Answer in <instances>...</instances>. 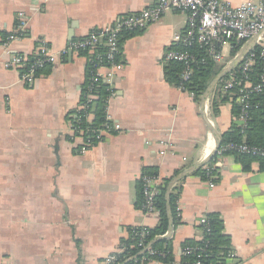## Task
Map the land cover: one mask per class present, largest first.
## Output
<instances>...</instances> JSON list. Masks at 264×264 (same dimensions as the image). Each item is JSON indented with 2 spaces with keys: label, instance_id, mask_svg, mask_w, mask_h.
Masks as SVG:
<instances>
[{
  "label": "crops",
  "instance_id": "1",
  "mask_svg": "<svg viewBox=\"0 0 264 264\" xmlns=\"http://www.w3.org/2000/svg\"><path fill=\"white\" fill-rule=\"evenodd\" d=\"M156 1L0 0V264H103L121 252L131 229L158 225L156 215L137 205L144 170L172 182L215 150L205 117L221 140L235 126L231 99L211 115L218 84L201 109L189 93L166 82L164 56L187 25L185 13L166 12L120 45L123 69L106 108L118 129L78 153L82 139L74 122L88 57L70 51V43ZM244 1L223 0L232 7ZM19 13L26 28L7 44L8 55L6 40L17 34ZM41 40L57 60L27 84L5 63L12 54L35 56ZM245 46L234 56L232 47H224L227 68ZM171 182L167 193L175 188L180 205L169 237L172 264H181L185 242L200 239L199 220L209 214L222 222L232 264H264V171L257 162L244 172L226 156L213 187L193 174Z\"/></svg>",
  "mask_w": 264,
  "mask_h": 264
},
{
  "label": "built area",
  "instance_id": "2",
  "mask_svg": "<svg viewBox=\"0 0 264 264\" xmlns=\"http://www.w3.org/2000/svg\"><path fill=\"white\" fill-rule=\"evenodd\" d=\"M166 12H180L187 15L185 30L173 36L170 46V49L177 47L182 50L169 49L163 59L164 63L176 62L183 65V70L180 73L182 82L189 80L193 72L191 65L204 63V60L196 59L195 55L185 52L188 48L195 46L207 48L211 61L217 66L222 67V69H225L229 65L230 60H227L224 47H233L232 45L244 47L246 44L252 42V47L237 66L236 72L228 73L220 86H217L219 92L229 94L234 98L233 103L239 108L235 123L239 135L242 138L245 136L249 129L250 112L252 111L250 96L252 94L264 96V0H246L236 7L225 4L223 0H157L156 4L150 8L137 14L120 17L111 26L94 30L86 37L70 43L68 49L76 54H79L80 51H87L88 54L93 55L98 45H103L105 48V52L102 54H94L92 62L91 60L87 61V65L90 64L91 69H89V78L85 87L86 98L84 104H80L76 112L78 114L76 120L79 119V113L81 112H84L88 121L93 119L90 109L94 108L98 101L97 86H105L109 92L104 102L105 117L106 121L110 123L109 126H104V128L98 130L90 137L86 136L84 131L78 128L77 130L74 126L76 135L82 139V146L78 150L79 154H85L89 149L101 142L105 134L109 135L118 129V126L109 120L106 108L108 98L113 94L111 89L114 78L123 69L122 53L119 44L121 34L137 33L147 26L158 22ZM18 15L20 24L16 28L17 34L9 36L6 40L5 51L8 55L10 51L7 48V44L15 38H20L26 28L25 17L22 13ZM214 44L218 46L217 51L213 49ZM256 49L258 51L255 52ZM31 59L33 60L32 64H30ZM56 60L57 56L53 50L45 41L41 40L38 42L35 56L27 57L12 54L10 60L5 63V68L18 71L22 81L31 84L38 77L36 71L43 64L52 66L56 63ZM256 64L260 65V72L257 81L254 82L251 74ZM25 68L26 70L24 71ZM177 88L183 92H187L186 88L181 85ZM189 94L194 100L196 99L192 93ZM213 98L212 95L211 99ZM161 146L166 148L164 142L161 143ZM229 154L264 158V148L252 146L245 141L238 143L229 142L216 150L215 155L217 158L212 169H219L222 166L223 159ZM207 182L210 187L214 186L212 180H207ZM139 183L142 194L141 211L145 214H154L158 217V211L155 208V198L160 194L162 187H164V181L158 176H150L143 173L139 178ZM174 218L177 222L180 218V205L177 199L175 201ZM198 226L200 233L199 240H202V233L204 231L209 232L208 229H205V226H207V216L199 220ZM138 228H141L143 231L137 244L138 248L150 258L157 256L158 253L153 251L145 242L147 235L145 230L147 228ZM191 254L196 257L193 264H203L204 253L202 250L193 248L181 250V256H189ZM116 255L108 256L103 264L114 263ZM234 259V253L228 250L226 253L220 254L217 260L211 261L209 264H232ZM144 260L145 258L142 259V263H146ZM149 261L155 260L150 259Z\"/></svg>",
  "mask_w": 264,
  "mask_h": 264
},
{
  "label": "trees",
  "instance_id": "3",
  "mask_svg": "<svg viewBox=\"0 0 264 264\" xmlns=\"http://www.w3.org/2000/svg\"><path fill=\"white\" fill-rule=\"evenodd\" d=\"M135 33H124L121 34L119 44L122 43L133 36ZM231 56H234L239 50L241 46L232 45ZM121 47V46H120ZM182 50L181 48L172 47L170 50ZM213 49L217 51L218 46L216 44L213 45ZM258 51L257 49L255 52ZM105 52V48L103 45H98L95 48L94 54H102ZM184 52V51H183ZM185 52L195 55L196 59L204 60L203 64H193L191 65L192 74L188 81L182 82L180 79V73L183 70V65L181 63L170 62L165 63L163 67L164 77L166 82L177 88L180 85L186 88L188 93H192L196 97V101L200 102L203 94L207 90L209 84L220 74L222 67L217 66L213 61H211L208 56L207 48H199L197 46L193 48H188ZM80 55H87L88 60L92 62L94 57L87 53V51H80ZM33 60H30V64H32ZM50 65L43 64L36 71V75L45 73L49 69ZM237 68V67H236ZM236 68L231 72H236ZM89 69L90 64L87 65L85 82L82 87V96L80 104H84L86 98L85 87L87 86V79L89 78ZM26 68L24 69V71ZM260 65L256 64L253 68V72L251 74L254 82L257 81V77L259 74ZM226 76L219 81L218 86L224 81ZM96 93L98 96V101L94 108L90 109V112L93 114V119L88 121L85 117L84 112L79 113V119H75V128L84 131L86 136L90 137L95 134L98 130L104 128V126H109L110 123L106 121L105 110H104V102L109 95V92L106 90L105 86L99 85L97 86ZM214 101L211 104L210 111L212 116H216L218 112V107L224 104L227 100L234 98L229 94H223L217 90L214 95ZM250 103L252 107V111L250 112V123L249 129L247 130L245 136L242 138L239 135L238 128L235 124L231 128V131L223 134L220 146H224L229 142H241L245 141L246 143L264 148V96L261 94H252L250 96ZM238 107L235 105L234 114L238 115ZM75 115L78 116L76 113ZM77 129V130H78ZM227 156L234 157L236 162L241 166L244 172H248L250 170V165L254 162H257L259 165V169L264 171V158H254L246 155H237V154H229ZM216 155L211 159L209 163L203 166L201 169L193 173V176L200 177L201 180L207 181L212 180L215 182V178L217 177L218 169H212L213 164L216 161ZM144 174L150 176H157L155 170L145 169ZM164 181V187H162L160 194L155 198V208L158 211V225L153 229L145 230L147 235L145 237V242L150 248L157 252L158 255L150 258L142 253V251L138 248L137 244L139 242L142 229L141 228H133L130 230L129 237L127 240L121 242V252L116 255V261L112 264H141L142 259L145 258V262H148L150 259H153L161 264H172L173 255L171 248V238H159L164 236L170 228V217L173 221L175 216V201L177 199V194H175V188L170 190L167 194V186L171 182V179H166ZM138 198L137 205L140 207L142 205V194H141V186L140 183L137 186ZM176 222V223H175ZM174 224H177V221L174 218ZM205 229H208L209 232H201L203 237L202 240L198 241H187L183 244L182 249L185 248H193L200 249L204 253V257L202 260L203 264H209L211 261L217 260L222 253H226L228 248V238L223 234V225L218 215L209 214L207 216V226ZM196 260L195 255L191 254L189 256H181V264H193Z\"/></svg>",
  "mask_w": 264,
  "mask_h": 264
},
{
  "label": "water",
  "instance_id": "4",
  "mask_svg": "<svg viewBox=\"0 0 264 264\" xmlns=\"http://www.w3.org/2000/svg\"><path fill=\"white\" fill-rule=\"evenodd\" d=\"M252 43V42H251ZM250 44V43H249ZM249 44L245 46L244 50L241 52V54H239L236 59L230 64V66L228 68H225L224 70H222L220 72V74L209 84L207 90L205 91V93L203 94L201 100H200V107L201 109H204L205 103H206V99L210 93V91L212 90V88L219 83L220 80H222L228 73H230L233 69H235L244 59V57L247 54L248 51V47ZM204 122L206 124V126L208 127V129L212 132L213 136H214V140H215V150L212 152L211 155H209L206 160H204V162L189 168L188 170L184 171L183 173H181L178 177L174 178L171 182V184L173 183H177L180 180L192 175L193 173H195L196 171H198L199 169H201L203 166H205L207 163H209L211 161V159L215 156L216 150L219 148L220 143H221V139L217 137V135L213 132V130H211V125L210 122L207 120V118L205 117ZM168 194V193H167ZM170 228L169 231L167 232V234L163 237V238H169L172 230H173V226H172V219L170 217Z\"/></svg>",
  "mask_w": 264,
  "mask_h": 264
}]
</instances>
